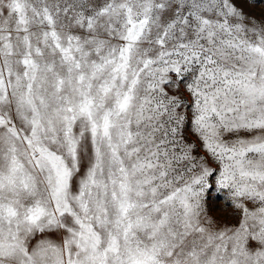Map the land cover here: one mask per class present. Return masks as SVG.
Segmentation results:
<instances>
[{"label":"snow or ice","instance_id":"1","mask_svg":"<svg viewBox=\"0 0 264 264\" xmlns=\"http://www.w3.org/2000/svg\"><path fill=\"white\" fill-rule=\"evenodd\" d=\"M0 264H264V0H0Z\"/></svg>","mask_w":264,"mask_h":264}]
</instances>
